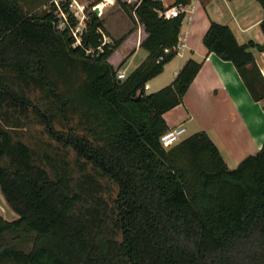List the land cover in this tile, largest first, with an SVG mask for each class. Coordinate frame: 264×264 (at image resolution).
Returning a JSON list of instances; mask_svg holds the SVG:
<instances>
[{
    "label": "trees",
    "instance_id": "16d2710c",
    "mask_svg": "<svg viewBox=\"0 0 264 264\" xmlns=\"http://www.w3.org/2000/svg\"><path fill=\"white\" fill-rule=\"evenodd\" d=\"M117 1L148 33L141 43L148 56L123 80L117 74L124 62L115 68L109 57L125 36L105 42V20L94 9L77 42L69 1L0 0V189L17 214H0V264H264V145L233 169L204 131L164 148V113L182 102L203 61L189 58L170 84L147 93L177 54L186 14L167 17L161 0ZM204 43L235 64L256 101L264 98L250 50L264 44L240 43L215 21ZM37 89L52 92L66 132L55 128L56 108L36 101ZM30 108L50 136L118 184L112 204L93 176L63 169L52 178L31 148L14 140Z\"/></svg>",
    "mask_w": 264,
    "mask_h": 264
},
{
    "label": "crops",
    "instance_id": "0c3cea01",
    "mask_svg": "<svg viewBox=\"0 0 264 264\" xmlns=\"http://www.w3.org/2000/svg\"><path fill=\"white\" fill-rule=\"evenodd\" d=\"M135 4L139 0H121ZM166 8L184 11L177 54L162 73L148 83L147 93L156 92L170 84L189 58L203 61L202 67L182 102L164 113L169 129L185 127V136L206 132L220 149L227 165L233 169L247 156L256 154L264 145V98L256 101L232 61L215 52H209L204 35L212 21L229 25L240 43L254 41L264 44L261 22L264 8L258 0H191L185 6L175 5V0H161ZM105 20V42L125 36L114 49L109 62L127 75L148 56L141 46L148 36L144 24L135 13L132 16L117 0H104L98 4ZM256 63L264 77V50L251 47ZM120 54L118 61L112 57ZM6 200L0 189V214H4ZM4 205V206H3ZM17 215V214H16ZM13 217V218H12ZM12 219H16L12 215Z\"/></svg>",
    "mask_w": 264,
    "mask_h": 264
},
{
    "label": "rangeland",
    "instance_id": "374dc122",
    "mask_svg": "<svg viewBox=\"0 0 264 264\" xmlns=\"http://www.w3.org/2000/svg\"><path fill=\"white\" fill-rule=\"evenodd\" d=\"M31 1V0H28ZM61 1L70 2V10L74 16L78 19L76 27L72 28L73 34H77L76 39L81 36L83 29L85 28V20L89 12L93 9L92 4L96 3L97 0H53V2L59 6ZM104 0H100L102 3ZM51 3V2H50ZM50 3L43 4L39 10H44L50 7ZM100 17H104L103 14L97 13ZM68 15H61V21L59 23L60 28H64L67 23ZM75 36V35H74ZM105 39V37H104ZM120 54H116L112 57L113 61H118ZM61 82V88L64 89V84ZM36 101L41 103L51 104V108L57 109L59 103L56 98L46 93L41 89L34 91ZM51 110V117L54 120L56 130L66 132L68 130L66 116L59 112V110ZM27 116L21 114L22 121L19 122L18 128L13 131L14 140L21 141L28 145L33 153V161L40 166L46 167L51 174V177H56L63 172V169L70 171L75 177L84 180V174L93 176L96 179L97 185L101 187V195L109 204L117 198L119 193V186L109 176L103 174L95 165L92 163H85L77 155V152L66 144L64 141L58 140L52 134H48L41 117L36 112L32 111V108L27 112ZM79 117H75L72 123L77 124ZM13 122V120H12ZM80 133H85L84 126L78 127ZM185 136V133L183 137ZM5 163L10 161V157H6L3 160ZM80 162H83L81 164ZM96 185V186H97ZM4 206V205H3ZM4 214L7 216V220H13L12 215L17 218L14 210L6 203ZM12 217V218H11Z\"/></svg>",
    "mask_w": 264,
    "mask_h": 264
},
{
    "label": "built area",
    "instance_id": "2783aa9c",
    "mask_svg": "<svg viewBox=\"0 0 264 264\" xmlns=\"http://www.w3.org/2000/svg\"><path fill=\"white\" fill-rule=\"evenodd\" d=\"M99 13L102 14V10H100ZM178 13H179V11L172 10L170 12L165 13V15L167 17H171V16H176ZM63 15H65V14H63ZM74 35H75V37H77V34H74ZM77 42H80V37H78ZM117 76L120 80H123L127 77V73L124 70H119ZM147 88H148V86L146 85L145 89H147ZM184 133H185V127L184 126H178L176 128L168 129L167 131H165L161 135L160 142L164 148L169 149L183 139Z\"/></svg>",
    "mask_w": 264,
    "mask_h": 264
},
{
    "label": "water",
    "instance_id": "95a60500",
    "mask_svg": "<svg viewBox=\"0 0 264 264\" xmlns=\"http://www.w3.org/2000/svg\"><path fill=\"white\" fill-rule=\"evenodd\" d=\"M95 11H96L97 13H99V7H98V6L95 8Z\"/></svg>",
    "mask_w": 264,
    "mask_h": 264
}]
</instances>
